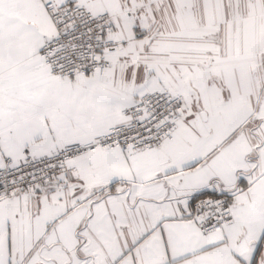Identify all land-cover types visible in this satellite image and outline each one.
<instances>
[{
	"label": "snow or ice",
	"instance_id": "1",
	"mask_svg": "<svg viewBox=\"0 0 264 264\" xmlns=\"http://www.w3.org/2000/svg\"><path fill=\"white\" fill-rule=\"evenodd\" d=\"M0 264H264V0H0Z\"/></svg>",
	"mask_w": 264,
	"mask_h": 264
}]
</instances>
